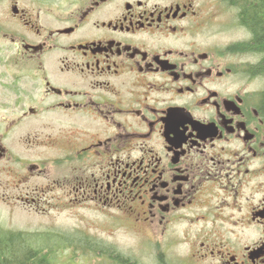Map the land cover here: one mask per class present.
I'll list each match as a JSON object with an SVG mask.
<instances>
[{"label":"flooded vegetation","instance_id":"obj_1","mask_svg":"<svg viewBox=\"0 0 264 264\" xmlns=\"http://www.w3.org/2000/svg\"><path fill=\"white\" fill-rule=\"evenodd\" d=\"M256 21L264 0H0V236L61 247L62 219L9 213L71 206L86 246L99 213L186 264H264Z\"/></svg>","mask_w":264,"mask_h":264},{"label":"rangeland","instance_id":"obj_2","mask_svg":"<svg viewBox=\"0 0 264 264\" xmlns=\"http://www.w3.org/2000/svg\"><path fill=\"white\" fill-rule=\"evenodd\" d=\"M60 213L57 215L54 211H49L47 214H38L30 207H26V210L16 208L14 213H9L11 228L24 227L26 220H29L32 228H35L37 225L62 219L66 240L63 246L57 245L53 248L54 245L46 241H44L45 243L35 242L32 244L35 248L43 249L46 256L45 262H51L50 260L53 258L55 262H58L52 264H186L188 261L183 256L185 248L187 250V244L183 245L178 242L169 248L155 242L149 245L143 238V242H141L135 233L129 231L121 218H113L110 221L108 218L104 219L99 213H90L85 216V220L80 222L82 225L90 223L89 225L92 227L90 230L96 232L95 245L93 247L86 246L89 242L83 236L75 234L74 231L79 223L75 218L74 207L64 206ZM5 214L4 210L2 220L5 218ZM43 245H47V247ZM56 249L57 253L58 251L62 253L60 260L56 256Z\"/></svg>","mask_w":264,"mask_h":264},{"label":"trees","instance_id":"obj_3","mask_svg":"<svg viewBox=\"0 0 264 264\" xmlns=\"http://www.w3.org/2000/svg\"><path fill=\"white\" fill-rule=\"evenodd\" d=\"M259 22L256 21L252 29L256 39V46L264 54V25ZM260 65L264 69V56ZM18 239H8L0 236V264H52L45 261L39 262L40 258L46 259L43 249L35 248L33 245L31 248L28 246L25 248Z\"/></svg>","mask_w":264,"mask_h":264}]
</instances>
